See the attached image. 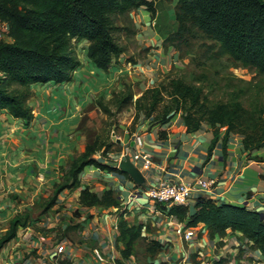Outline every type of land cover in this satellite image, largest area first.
Instances as JSON below:
<instances>
[{
  "label": "crops",
  "instance_id": "obj_1",
  "mask_svg": "<svg viewBox=\"0 0 264 264\" xmlns=\"http://www.w3.org/2000/svg\"><path fill=\"white\" fill-rule=\"evenodd\" d=\"M154 8L153 17L145 8L131 12L135 15L134 26L138 29L136 50L130 53L124 50L123 54L112 60L107 71L97 69L86 58L85 41L75 43L81 47L76 55L81 65L72 73L69 82L30 85L32 96L27 104L33 117L28 123L0 110V238L13 216L22 212V207L50 196L53 185L60 182L68 162L81 155L85 146L99 136L103 127L105 129L108 117L97 106V100L107 104L109 100L115 101L130 92L134 102L177 65L178 52L162 44L164 38L177 28L175 2L159 0ZM128 109L134 115L133 104ZM132 117L129 121L119 120L117 128L122 130L121 135L114 136L116 133L112 129L110 141L115 143L112 148L118 151L109 153L118 155L126 149L131 150L134 136L140 135L143 139L141 153L147 154L152 163V167L142 175L144 184L138 186L117 172H96L94 166L86 167L79 177L80 187L72 191L64 190L56 204L74 191L71 195L77 201L84 187L98 196L105 190H112L125 203L135 189L147 188L161 178L183 183L202 179L213 180L214 185L207 193L197 194L196 198L207 197L217 205L245 207L264 215V147L245 151L237 134H229L227 140L223 141L224 129H220L215 139L212 128L207 124L196 132H187L180 114L163 124L141 115L133 129L128 131ZM103 164L114 168L110 159ZM132 203H139L142 207L136 210L135 205L127 206L128 221L149 226L150 231L144 227L142 235L159 241L166 246L164 250H171L170 260L178 264H181L178 261L181 258H188V264H206L204 260L208 259L210 263L207 264H213L214 256L220 258L222 264H246L252 259L264 262V257L257 250L250 249L251 242L238 232L210 237L207 228L198 224L194 227L197 237L188 242L181 241L174 234L175 224L179 221L164 211L168 206L156 205V213L151 214L148 211L151 205L142 196L132 200ZM194 203L195 200L187 205L190 214L194 212ZM78 209L92 216L81 224L84 229L80 235L84 241L81 248L66 239L52 244L55 233L39 231L37 237L38 221L32 220L26 232V229L24 232L19 230L17 239L0 248V264H47L45 260L48 258L53 260L56 257L57 260L56 248L62 245L65 248L61 258L68 260V257L75 255L74 258L83 264L92 261L90 251L94 247L114 244L117 250V232H112L110 225L115 220L118 222L119 214L99 207L78 205ZM179 223L186 225V221ZM14 241L17 245H14Z\"/></svg>",
  "mask_w": 264,
  "mask_h": 264
},
{
  "label": "trees",
  "instance_id": "obj_2",
  "mask_svg": "<svg viewBox=\"0 0 264 264\" xmlns=\"http://www.w3.org/2000/svg\"><path fill=\"white\" fill-rule=\"evenodd\" d=\"M157 1L0 0V23L7 26L6 36L11 39V42L0 41V110L28 123L33 117L27 104L32 96L30 85L69 82L72 73L80 67L73 43L85 41L86 58L97 69L107 71L112 60L124 53V48L114 37L121 31L116 18L139 8H145L153 17ZM162 1L175 2L174 20L177 24L176 30L164 38V47L180 52L191 36L200 34L210 42L204 47L209 58L219 60L225 57L264 79V0ZM241 95L244 96L243 92L228 103L209 105L201 88L171 78L167 84L146 89L134 102L130 92L115 102L119 108L133 104V126L141 115L163 124L180 114L187 132H196L207 124L215 139L220 129H224L223 141L229 134H237L245 151L258 150L264 147V104L257 101L246 106ZM96 104L107 117L111 115L102 100H97ZM111 131L104 130L103 135L85 146L81 155L68 162L60 182L55 183L51 195L42 200L45 206L40 216L57 203L64 190L80 187L79 177L86 167H98L129 178L116 168L94 159L96 153L105 155L112 148ZM78 203L81 207H99L115 212L121 207V200L112 190H105L98 196L88 187L80 190ZM164 211L179 222L186 221L187 227L203 224L210 237L238 232L251 242L250 249L257 250L264 257V219L257 212L229 204L217 205L202 196L195 199L192 214L187 206L179 205L164 208ZM127 213L123 210L118 217L115 245L119 257L115 264H126L134 257L136 246H144V258L155 261L164 246L157 240L145 238L143 228L150 231L149 226L130 223ZM31 221L30 211L16 213L0 238V248L16 238L17 232L25 230ZM79 227L81 225L66 226L61 236H57L67 239L69 232L78 231ZM191 259L194 260L193 256ZM57 264L71 263L61 259ZM213 264H222V260Z\"/></svg>",
  "mask_w": 264,
  "mask_h": 264
},
{
  "label": "rangeland",
  "instance_id": "obj_3",
  "mask_svg": "<svg viewBox=\"0 0 264 264\" xmlns=\"http://www.w3.org/2000/svg\"><path fill=\"white\" fill-rule=\"evenodd\" d=\"M134 19H136L135 15L130 13L124 17L116 18L115 20L116 25L121 28V31L117 32L114 37L117 43L124 48L126 53L136 50L135 38L136 35H138V29L134 26ZM5 41L9 40L5 38ZM208 44H210V42L200 34L191 36L189 38L188 44L183 45L180 52L178 51L177 65L173 66L168 73L164 74V76L160 78V81L157 85L167 84L171 78L181 79L186 83H190L195 87L201 88L204 95L207 97L209 105L218 104L219 102L228 103L232 100L234 101L233 97L241 92L244 94V96L241 95L242 102L246 106L254 105V102L257 101L264 104V79L256 75L253 70L241 68L239 65L234 64L225 57L219 60L209 58L204 53V47ZM73 47H75V53L77 55V51H80L81 47L76 46L74 43ZM78 54L81 56L80 52ZM107 105L109 106L111 115L108 117V122L105 129L103 127L99 131V135H103L104 130L111 131L113 128L116 133L114 136L121 135L123 133L122 130L117 128L119 120L122 118L126 121H129L131 116L133 117L129 126L127 127V130L130 131L133 129L135 112L133 115L129 113L128 109V106H131V104L123 105L124 108H119L113 99L109 100ZM112 135L113 134L111 133L110 136ZM110 136L109 138H111ZM113 139L115 140V137ZM114 146L115 143L112 144V147ZM115 151H118L117 148L110 149V152L112 153H116ZM74 192L68 193L67 198L64 199V201H62L60 204L54 205L57 207L53 206L54 208L52 207L41 216L40 212L45 206L43 199V201L39 200L33 205H28L21 208L22 212L24 210L28 212L30 211L31 220H38V226H36L37 237L39 236V234H37L39 231L44 234L55 233V237L51 239L53 244L60 239L59 236L62 234V228H65L69 225L74 227L79 226L84 223L83 220L92 218V216L84 214L78 209V200L76 201L75 197H72L71 195ZM67 199H70L71 201L67 202ZM17 212H19L18 209ZM50 225V229H47L46 227ZM28 228H30V225H28ZM28 228H26L25 232ZM83 230V225H81V228L79 227L78 231L69 232L66 240L81 248L84 241H82L80 235L83 233ZM151 231L153 232L154 229L151 228ZM144 237L147 238L146 236ZM41 238H43V236ZM17 249H20V247H17ZM143 253L144 246H136L134 257L132 258L130 264H169L168 260H170L172 256V251L165 249L163 252L157 255L155 261H152L148 258H144ZM33 254L36 255L35 252ZM56 256L58 257L57 260L56 257H54L53 260L48 258L45 261L47 264L57 263V261L61 260L62 258L60 254H56ZM178 261H181V259ZM204 263H210V259L204 260ZM170 264H178V262L170 260Z\"/></svg>",
  "mask_w": 264,
  "mask_h": 264
},
{
  "label": "built area",
  "instance_id": "obj_4",
  "mask_svg": "<svg viewBox=\"0 0 264 264\" xmlns=\"http://www.w3.org/2000/svg\"><path fill=\"white\" fill-rule=\"evenodd\" d=\"M7 33V26L4 23H0V41H5V38L9 40L6 36ZM143 146V139L140 135H135L133 138V145L131 150L126 149L125 152H122L118 155H113L112 153L107 152L103 155L101 152L95 154V160L100 163L107 161L110 159L113 161L114 168L118 169L119 162L121 160L128 159L138 171L144 175V173L152 167V163L150 161V157L147 154L141 153V148ZM96 172H100L101 169L98 167H94ZM214 185L213 180H202L196 179L193 183H183V182H175L169 179L161 178L155 183L149 185L147 188L140 189L137 188L133 192L130 193L128 200L125 203L121 202V207L118 211V214L121 213L123 210H127V206L135 205V209L139 210L142 205L139 203H132V200H136L141 196L150 203L151 208L148 211L151 214L156 213V209L154 206L158 205H165V206H187L190 201L195 200L197 194H205L207 193L212 186ZM153 206V207H152ZM118 222L115 220L110 225L112 232H117ZM174 234L177 238L181 241L188 242L195 239L197 237V231L194 227H187L186 225L177 222L174 227ZM18 237L16 236L17 239ZM13 239V240H14ZM12 240V241H13ZM14 245L16 241L13 242ZM65 245L57 246L56 254H62ZM166 248V246H164ZM92 261L87 262L85 264H115V259L118 256V252L115 249L114 244L105 245V247H97L92 248L90 251ZM75 255L68 257L71 264H83L80 260L74 258ZM65 259V258H62ZM76 259V260H75ZM132 258L128 259L126 264L131 263ZM220 258L213 257V262H218ZM182 264H188V258H181ZM246 264H264V262L260 259H252L251 262H247Z\"/></svg>",
  "mask_w": 264,
  "mask_h": 264
},
{
  "label": "water",
  "instance_id": "obj_5",
  "mask_svg": "<svg viewBox=\"0 0 264 264\" xmlns=\"http://www.w3.org/2000/svg\"><path fill=\"white\" fill-rule=\"evenodd\" d=\"M131 146L133 145V142L130 144ZM118 169L120 172L123 174H126L129 176V178L138 186H142L145 182L142 174L138 171L137 168L133 166V164L128 160H121L119 162ZM261 217L264 219V215L261 214Z\"/></svg>",
  "mask_w": 264,
  "mask_h": 264
}]
</instances>
